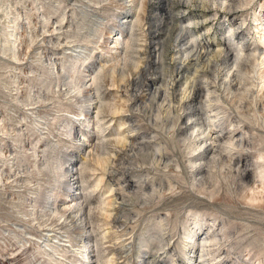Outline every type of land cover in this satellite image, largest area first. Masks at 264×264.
Here are the masks:
<instances>
[{
	"label": "rangeland",
	"instance_id": "374dc122",
	"mask_svg": "<svg viewBox=\"0 0 264 264\" xmlns=\"http://www.w3.org/2000/svg\"><path fill=\"white\" fill-rule=\"evenodd\" d=\"M262 17L264 0H0V264H264ZM221 42L258 49L254 93L202 75L187 103Z\"/></svg>",
	"mask_w": 264,
	"mask_h": 264
},
{
	"label": "bare ground",
	"instance_id": "6f19581e",
	"mask_svg": "<svg viewBox=\"0 0 264 264\" xmlns=\"http://www.w3.org/2000/svg\"><path fill=\"white\" fill-rule=\"evenodd\" d=\"M171 14L172 13L169 12V15H171ZM170 17H172V16H170ZM127 18L128 17L126 16L124 22H127L128 21V20H126ZM262 19L264 20V17H262ZM260 25L262 27L261 30H263V32H264V26H263L264 23L261 22ZM117 35H119V34H117ZM262 37H264V33L262 34ZM115 40H118V36H116ZM186 44H184V45H186ZM230 45H231L230 43H227V42L226 43H223V42H221L219 49H217V52L214 53V55H213V59H209L208 58L209 59V62H210L209 69L206 70V71H204V72L197 71V73L195 75H193V77L191 78L190 84H189V86H187V89H186V94L187 95H186V98L185 99L187 100V103L193 102L194 99H195V97H197L200 94V92L202 93V91L204 90L203 87H206L208 85V84L206 85L205 83H202V81L200 80V78H201L202 75L204 77H208L209 75H212V78H213L212 85L214 84L213 85L214 87L217 86V88H220L221 90L222 89L225 90V91L226 90H231V89L232 90H236V91H239L240 92V95L241 94H245L246 95V93L248 94V93H250V91H253V93H254V90L252 89V86H251L252 84L249 83V80L250 79H248V78H250V76H249L250 74H255L256 73L257 67L260 64V62H259L260 57H259V55L256 54V51H258V49H253L250 46L246 47L242 43L240 44V47H238L237 49H233ZM210 46H212V45L209 44L208 47H210ZM179 52H180V55L181 56H183L184 54H186L187 55V58H190V56L193 57V58L195 57L193 59L194 62H199L200 60H203L204 58H207L210 55V50H203L201 48V46H199V44H197V45L196 44H193L190 47H186V48H184V46H182L180 48ZM261 64H262V62H261ZM175 65H178V69H179V72H180L179 75L182 78L184 71L186 72L188 70L187 69V67H188L187 65L188 64H186V62L184 61L183 57H181V61L179 60V62L177 64H175ZM221 69H227V72L225 74H222L223 71H221ZM87 75H86V77H87L86 80H88V77H89ZM252 76H254V75H252ZM207 81H208V79H207ZM208 86L210 87V85H208ZM263 87H264V85H263ZM215 90H217V89L215 88ZM207 91H210V89L209 90L207 89ZM230 92L228 91V94H234V93H232V91H230ZM210 93H211V91H210ZM242 96L244 97V95H242ZM199 97H200V95H199ZM210 106H212V105H210ZM87 108L88 109H91V108H93V105L92 104H89L87 106ZM190 108L192 109V107H190ZM193 108H195V111L197 112L195 114H197L199 116V119L200 118H204L205 113L203 112L201 106L200 107L199 106H196V107L194 106ZM216 118H217V116H216ZM207 119H208V116H207ZM205 120H206V118H205ZM210 138H212V137H210ZM208 143L209 142H205L204 143V147L207 146V148H206L207 151L209 149H211L212 148L211 145H213V144H211V145L209 144L208 145ZM76 172H77L76 171V166L69 165L68 170H67V173H69V178L71 176V179L68 181L69 185L72 183L71 181H73V180L76 179L74 177L75 174H76ZM74 194H79V192H76ZM73 200H74V198H72L71 200L69 199V202H72ZM67 204H68L67 205L68 207L71 206V204H69V203H67ZM80 206H83V204L82 205L80 204ZM80 210H82V209H80ZM78 220H80V219H78ZM80 222L81 223L82 222H85V220H80ZM86 226H87V224H86ZM82 230L85 231V227H83ZM82 232L80 233V231H79L80 234H82ZM49 235H52V234H49ZM90 258H91V255L85 254V259H87V261H89L88 259H90ZM145 262L146 261L144 260L143 264H145ZM196 262H197V260H196Z\"/></svg>",
	"mask_w": 264,
	"mask_h": 264
}]
</instances>
